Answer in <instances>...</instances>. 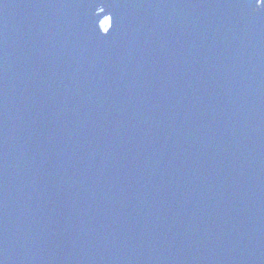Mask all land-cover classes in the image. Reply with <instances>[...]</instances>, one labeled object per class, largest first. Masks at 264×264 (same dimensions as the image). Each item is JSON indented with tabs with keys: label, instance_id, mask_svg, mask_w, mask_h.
I'll return each instance as SVG.
<instances>
[{
	"label": "water",
	"instance_id": "1",
	"mask_svg": "<svg viewBox=\"0 0 264 264\" xmlns=\"http://www.w3.org/2000/svg\"><path fill=\"white\" fill-rule=\"evenodd\" d=\"M0 264H264V0H0Z\"/></svg>",
	"mask_w": 264,
	"mask_h": 264
},
{
	"label": "rangeland",
	"instance_id": "2",
	"mask_svg": "<svg viewBox=\"0 0 264 264\" xmlns=\"http://www.w3.org/2000/svg\"><path fill=\"white\" fill-rule=\"evenodd\" d=\"M108 22V23H105V22ZM111 26V21H110V19H106L104 22H103V24H102V27H103V29H105V28H107V27H110Z\"/></svg>",
	"mask_w": 264,
	"mask_h": 264
},
{
	"label": "snow or ice",
	"instance_id": "3",
	"mask_svg": "<svg viewBox=\"0 0 264 264\" xmlns=\"http://www.w3.org/2000/svg\"><path fill=\"white\" fill-rule=\"evenodd\" d=\"M105 23H108L107 21Z\"/></svg>",
	"mask_w": 264,
	"mask_h": 264
}]
</instances>
